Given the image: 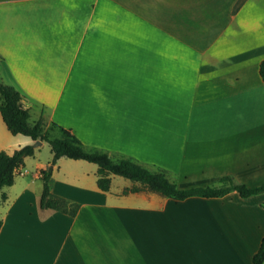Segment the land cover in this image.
Returning a JSON list of instances; mask_svg holds the SVG:
<instances>
[{
  "label": "crops",
  "instance_id": "1",
  "mask_svg": "<svg viewBox=\"0 0 264 264\" xmlns=\"http://www.w3.org/2000/svg\"><path fill=\"white\" fill-rule=\"evenodd\" d=\"M0 0V81L29 120L162 170L179 188L264 183V0ZM33 140L0 115V151ZM0 189V264H251L264 192L173 200L61 157L41 209L39 149ZM50 148V147H49ZM136 187V191L129 189ZM264 264V260L262 262Z\"/></svg>",
  "mask_w": 264,
  "mask_h": 264
},
{
  "label": "trees",
  "instance_id": "2",
  "mask_svg": "<svg viewBox=\"0 0 264 264\" xmlns=\"http://www.w3.org/2000/svg\"><path fill=\"white\" fill-rule=\"evenodd\" d=\"M243 0H238L237 9ZM259 75L264 82V59L259 63ZM0 115L7 128L13 135H24L33 141H44L49 144L52 154L49 165L40 172L42 180V191L39 197L41 209H52L69 216H75L79 205L63 197L55 196L50 191L49 181L53 167L57 160L66 157L74 160H84L97 166L96 184L101 191H108L111 176H121L134 183H139L147 190L159 193L173 200H184L197 196L203 198H217L231 191L237 192L242 198H247L264 192V183L257 186H246L235 183L230 177L224 176L219 179L218 185L192 186L179 188L173 181L169 180L162 170L151 171L131 158L112 155L106 151L89 148L82 143L69 129L55 122L46 123L43 119L35 122L29 120L30 113L21 104V95L14 87L0 81ZM34 146L25 145L16 149L12 154L0 151V189L12 185L15 171L24 163V159L34 154ZM131 188L129 191H136ZM2 194L1 199H5ZM1 226V220H0ZM264 260V235L256 253L252 256L251 264H262Z\"/></svg>",
  "mask_w": 264,
  "mask_h": 264
},
{
  "label": "rangeland",
  "instance_id": "3",
  "mask_svg": "<svg viewBox=\"0 0 264 264\" xmlns=\"http://www.w3.org/2000/svg\"><path fill=\"white\" fill-rule=\"evenodd\" d=\"M38 156H39V159L41 161H45L46 159H48L51 156L49 144L47 142H44L43 146L39 149ZM0 203H2V199L1 198H0Z\"/></svg>",
  "mask_w": 264,
  "mask_h": 264
},
{
  "label": "water",
  "instance_id": "4",
  "mask_svg": "<svg viewBox=\"0 0 264 264\" xmlns=\"http://www.w3.org/2000/svg\"><path fill=\"white\" fill-rule=\"evenodd\" d=\"M40 143H41L40 140L34 141V142H33V146L36 147V146H38Z\"/></svg>",
  "mask_w": 264,
  "mask_h": 264
}]
</instances>
